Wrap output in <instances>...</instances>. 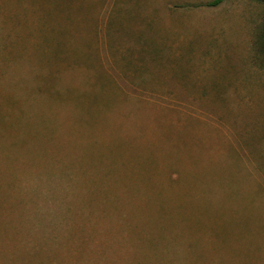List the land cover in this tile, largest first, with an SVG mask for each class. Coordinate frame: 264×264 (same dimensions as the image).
Masks as SVG:
<instances>
[{
    "label": "rangeland",
    "instance_id": "rangeland-1",
    "mask_svg": "<svg viewBox=\"0 0 264 264\" xmlns=\"http://www.w3.org/2000/svg\"><path fill=\"white\" fill-rule=\"evenodd\" d=\"M214 1L0 0L6 219L47 167L100 168L107 196L182 214L194 258L264 264V3ZM83 233L70 264L111 242ZM104 251L94 264L137 260Z\"/></svg>",
    "mask_w": 264,
    "mask_h": 264
},
{
    "label": "trees",
    "instance_id": "trees-1",
    "mask_svg": "<svg viewBox=\"0 0 264 264\" xmlns=\"http://www.w3.org/2000/svg\"><path fill=\"white\" fill-rule=\"evenodd\" d=\"M219 1L216 0L211 5ZM256 1L264 3V0ZM260 39L264 43V27ZM56 168H46L49 172L45 183L40 184L39 180L33 179L29 180V186H23L24 189H33L35 194L33 197L18 199L17 209L20 207L21 212L13 211L9 220L5 213H0L2 224L15 230L12 238L6 241L0 239V243L6 242L0 245V259L4 264H18L17 261L24 259H28V264H70L69 259L73 258L83 244V232L87 233L91 243L100 231L111 242L97 243L103 252L90 248L80 264H94L95 259L106 260L105 247L112 250V256H115L119 248L124 250V254L133 255V259L137 260L129 264L211 263L206 258H200L204 252L193 257L195 249L205 251L207 244L202 239L186 242L187 233L195 236L198 231L193 228H189L187 233L180 230L182 224L186 223L185 219L179 212L168 210V202L154 209L147 205L146 208L142 204L136 205L127 197L107 196L103 188L107 179L100 176V168L95 171L93 168L86 170L78 166L76 175L68 170L62 176L57 175L59 170ZM87 171L94 174L92 179L91 175L89 179L84 178ZM25 207L28 220L26 228L20 219V215L26 214L23 210ZM78 217H81L82 223L77 228ZM109 225L114 231L109 229ZM77 232L81 234L76 236ZM9 243L11 245L6 246ZM18 253L23 256L19 257ZM108 262L123 264L110 259Z\"/></svg>",
    "mask_w": 264,
    "mask_h": 264
}]
</instances>
